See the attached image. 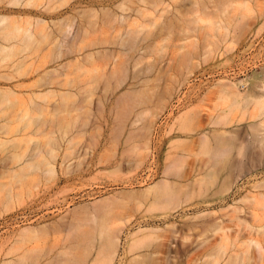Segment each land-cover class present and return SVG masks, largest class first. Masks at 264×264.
Returning <instances> with one entry per match:
<instances>
[{
    "label": "rangeland",
    "instance_id": "rangeland-1",
    "mask_svg": "<svg viewBox=\"0 0 264 264\" xmlns=\"http://www.w3.org/2000/svg\"><path fill=\"white\" fill-rule=\"evenodd\" d=\"M11 1L0 0V15L20 24L44 21L47 39L28 51H19L10 61L0 59V90L17 92L22 108L34 117L39 113L31 101L43 104L44 118L49 119L44 124L46 120L50 123L40 128V135L41 131L32 134L36 126L23 131L24 135L15 132L12 139L25 142L19 141L15 148L9 143L10 150H6L3 144L12 140L11 134L3 133L0 121V220L26 216V224L0 238V264L20 259L18 264H92L96 250L89 241L98 232L93 221L96 216L109 230L125 224L123 244L113 264H264V116L259 115H264V108L250 105L254 120L245 121L243 100L224 90L233 83L232 91L244 93L251 89L250 80L264 83V62L257 63L264 56V43L253 45L264 37V0H154L164 1L161 8L166 12L155 14L157 26H146L148 30L138 39L128 37L126 45L122 34L137 26H118L113 21V12L122 0H43L37 7L13 6ZM231 2L225 13V4ZM196 13L211 21L221 20L224 28L219 32L195 28L192 19ZM66 22L72 24L70 32ZM207 49L214 53L207 56ZM114 57L120 66L128 67L129 78L119 88L114 78L124 70L117 68L120 73L111 79ZM233 69V81L219 77L206 87L202 81L191 83L197 77L213 78ZM244 76L249 86L241 90ZM183 88H188V105L158 128L155 139L161 116ZM54 89L48 105L36 99ZM240 110L243 114L238 119ZM17 111L3 110L13 119ZM225 113L230 115L228 121ZM62 120L71 124L65 139L57 125ZM51 129L58 141L56 158L51 159L55 174L33 177L31 194L26 188L21 191L20 184L15 187L16 182L11 186L12 174L20 172L24 162L12 159L14 153L22 150V155L32 157L34 144H40L35 140L44 147L52 137L45 133ZM30 139L34 141L30 143ZM145 145L149 150L141 159ZM153 145L158 174L142 179L151 164ZM166 179L168 186L159 194L142 192ZM226 181L232 190L218 195ZM5 184L15 187L10 202ZM250 194L257 195L256 206H261L251 209L253 213L257 209V218L252 217L249 203H240L243 212L238 214L220 211ZM216 226L221 230L215 231ZM142 228L148 229L139 237L147 238L131 249L133 235ZM225 237L236 242L221 248L226 250L222 254L218 247ZM251 238L261 241L262 251L247 248L244 242ZM49 242L52 248L47 253Z\"/></svg>",
    "mask_w": 264,
    "mask_h": 264
},
{
    "label": "bare ground",
    "instance_id": "bare-ground-1",
    "mask_svg": "<svg viewBox=\"0 0 264 264\" xmlns=\"http://www.w3.org/2000/svg\"><path fill=\"white\" fill-rule=\"evenodd\" d=\"M41 1H43V0H12L10 2V4L13 5V6L22 5L24 7H37ZM165 4L166 3L164 1H154V0H152L151 2H149V0H138L137 4L134 2V0H122V1H120L116 5L117 11L113 12V21L115 23H117L118 26H137L136 29L130 28V30L128 32L126 31L125 33L122 34L121 40H123V45H126V43H127L126 41H127L128 37L135 36L136 39H138L142 33H144L146 30H148V27H146V26H157V17H155L154 15L155 14H159L160 12H166V9L161 8V6L165 5ZM232 4H233V2L225 4V8H224L225 9V13L228 10V8H230L232 6ZM94 16L96 17L97 15L95 14ZM162 17H163V15L161 14V16L159 18H162ZM192 24L197 29H198V27H200V29H207V30H210V31H218L219 29L224 28V26H222L221 20L220 21H211V20H208L207 18L201 16L198 13H196L194 18L192 19ZM32 26H36V27L34 28ZM43 26H44V21L43 22H37L36 24L32 23L31 21H26L25 23L20 24V23H18L16 21L12 20L11 18H9V16L0 15V59L2 60L1 62L10 61L19 53V51H28L35 44H39L41 42H44L47 39V36L45 35V32H44L45 28H43ZM64 26H66V31L67 32H70L72 30V24L70 22H66ZM207 36H209V35H207ZM39 37L41 38V41H39ZM207 38L210 39V36L207 37ZM211 39H212V36H211ZM212 41L213 40H210V44L213 43ZM213 45H215V44L213 43ZM211 46H209V44H208V47H211ZM212 49H214V48L212 47ZM211 52L213 54L214 50L210 49L205 54L208 56V55H210ZM116 61H117V58L114 57V62L111 65L112 67L110 66L111 70H112L110 77L112 79V78H114L116 76L117 72H119V71L121 72L122 70H124V71L121 72V75L119 74L120 72L118 73L119 77H117L118 76L117 75L114 78V79H116L117 82L113 80L114 83H116L115 87L119 88V87L123 86L126 83V81L128 80L127 77L129 78V76H128V69H127L128 67L127 68H125L126 66L122 67ZM116 66H118V67H116ZM119 67H120V70L117 71V68H119ZM121 68H123V69L121 70ZM94 71H97V69H94ZM83 72L86 73L85 70ZM7 79H10V77H7ZM254 79H259V77L255 76ZM250 81L252 82L251 83V89L249 91H247V92H244V93H241L240 91H232L231 89H233V86L236 85V84H233V83H231L232 85L229 86V87H224L225 93H227V94H229V93L231 94L232 93L231 95H233V94L237 95L236 99L243 100L242 102L244 103V105H242V107L245 106V110H246L245 114L248 117V118L246 116L243 117V118H247V119H245V121L246 120L248 121V119L250 117H251L250 118L251 120H252V117H253V120H254V114H253L254 111L253 112L251 111L253 116L251 115V113L249 115V112H250L249 108H252V106L249 107L250 105H252V104L259 105V107L261 106V108H264V83L261 84V82H260V84H258V82L256 80L255 81L257 83L254 80H250ZM49 84H52V82H50ZM55 92H56L55 89L54 90L45 91L43 94L40 93V96H37L36 99H38V100L40 99V100H42L44 102V105H48V100H47L49 98L48 95L49 94H55ZM20 99L21 98L18 97L17 92H15L14 90H9V89L0 90V109L2 111V114L0 115V121L2 120V122H3L2 126H1L2 127L1 130L3 131V133L6 136L11 134V136H9V137H11V139L13 137L12 134H14L15 132H16L15 135H17V133H21V132L22 133L19 134V135H22L23 131L25 132V130L32 129V128H34V126L37 127V130H35V128H34L35 131L33 130L34 133L32 132V134L33 135L35 134V136H36L37 135L36 133H39L41 131L42 126L47 125L48 124L47 122L50 123V121H47L49 119H47L45 117L47 120H46V124H44V122H45L44 115L45 114L43 115V113H45V108L43 109V107H45V106H43V104H40L39 102H35L33 100L31 101V103L36 106V108H37L36 110H38L37 112L39 113L38 117H34L32 115L33 114L32 112L29 113V110H25V109L22 108V106L24 104L22 103V101ZM62 99H63L64 102L67 101V97H62ZM46 102H47V104H46ZM240 102H239V104H240ZM237 104H236V106H237ZM242 107H241V109H242ZM237 108H239V107H237ZM4 109L12 110V111L18 109L17 113H15V118L13 119L12 117H10L11 113L3 112ZM232 110L234 111L235 108L232 109ZM232 110H231V112H232ZM254 110H257V108L254 109ZM231 112H230V114L233 115V113H231ZM243 112H244V110H243ZM225 114L227 115V113H225ZM225 114H223V119H226L227 117L230 116L228 114L229 116L227 115L226 118H224ZM237 114H238V112H237ZM241 114H243V113L240 110V113L238 115V119H239L240 116H242ZM261 114H263V113L261 112ZM261 114L259 113V115H260V117L262 119L263 118L262 116H264V115H261ZM140 115H138V116L140 117ZM235 117H236V115H235ZM43 118H44V121H43ZM219 119H220V117H219ZM221 119H222V116H221ZM136 120H138V119H136ZM226 120L228 121V118ZM40 121H42L43 123L40 122ZM15 122H17V124H18L17 125L18 128L16 126L17 129L15 128L14 125H13L14 128L12 127V124H14ZM58 122H60V123H58ZM58 122H57L58 123L57 125H60L59 130H60L61 139H65L67 137V135L69 134L67 128L71 124L68 123V121L66 122V120H62V121H58ZM217 122L221 123L220 121H217ZM40 124H41V126H40ZM263 124H264V122H263ZM145 125L148 126L147 122H146ZM133 126H134V122H133ZM146 126H144V127L146 128ZM30 127H32V128H30ZM252 127H254V125ZM262 128H263V125H262ZM51 131H52V129H51ZM42 132L43 131H41L39 133V135L42 134ZM49 133L51 134L52 137H49L48 141L46 140L47 144H45L44 147L41 146V141L35 140L34 143H36V141H37V143L40 142V144H34L33 151L31 150V152L34 153V155L32 153V155H33L32 157L30 156L31 154L28 156V158L26 157L28 154L22 155L23 151L21 150V147H20V149H18V150H21V154L19 152H16L17 154L14 153V155H16V156L13 155L12 159H14L15 161H18V163L22 162V161H24V162H22L23 165L21 166V171L19 170L20 172H16L17 170H15L16 173H14V175L12 174L13 178H11V182L9 183L11 186H13L15 184V187H18L19 184H20L21 186H19V188H20L21 191H22V189L26 188V190L28 191V194L29 193L31 194V192H32L31 189L34 187L33 186V181H34L33 177H35V176H37L39 174L46 175V176H53L55 174V172H56L55 171V166H54L53 162L51 161V159H55L56 158V147L58 146V143H57L58 141H57V138L54 137V135L56 134L54 129H53L52 132H47L45 134H48V136H49ZM15 135H14V137H15ZM45 136H47V135H45ZM24 137L25 136H23V138ZM15 138H17V137H15ZM18 138H19V136H18ZM13 139L12 140H7L3 144V146H5V148H6V150H8L9 147H10V145L8 147L9 143L11 144V147L15 148L17 146H20V144H19L20 142H25L24 141L25 139L23 141L21 140L22 138L19 139V141H20V142L18 141L19 143L16 142L17 141L16 139H15L16 141H14ZM27 140L28 139H26V141ZM31 141H32V139H30V143H31ZM33 141H34V139H33ZM70 143H71V141H70ZM41 147L42 148L47 147V150H45L46 155L42 154V150H44V149H42ZM145 147H146L145 149L141 148L142 149V152H140V158L141 159L145 157L144 154L146 155V153H148V150H149L148 149L149 148L148 145H145ZM15 158H17V159H15ZM24 158H25V160H24ZM19 165H21V164H19ZM168 167H170V166H168ZM18 169H20V167ZM169 171H170V168H169ZM208 177L210 178V176H208ZM209 180L210 179H208V182H209ZM210 181L212 182V179ZM12 182L13 183L16 182V183L11 184ZM17 183H18V185L16 186ZM206 183H207V180H206ZM9 184H8V186H10ZM203 184H205V183H203ZM5 185H4V187L7 188L8 187L7 184H5ZM230 185H231L230 181H228V182L226 181V183L223 184V186L221 188V192H218V195H220V194H222L224 192H227V191L230 192L232 190V188H233V187L231 188ZM166 186H168L167 179L166 180H159L155 184L149 185L147 188L142 189V192H144L147 195L150 194V193L151 194H155V193L157 194L158 192H160ZM196 186H197V184H196ZM205 186H206V184H205ZM15 187H14V189H15ZM14 189H13V187H8L7 188L6 199L9 200V202H10V200L14 199V198H12ZM23 191H25V189ZM17 194L18 193H16L15 197L17 196ZM18 196L20 197V194H18ZM255 196H257V195H255ZM255 196L253 194L252 195L250 194V196L246 195L243 198H241L240 200L234 202L233 204L228 205L227 208L221 209L220 211L227 210L228 213L230 211H232L233 214L234 213L238 214V212L241 213V212H243V208L239 207L240 203L242 205H243V203H247V204L249 203L250 204L249 206L251 208L248 205L245 206V208L248 207L251 210L252 208H254L259 203V202H257V199H256L258 197H255ZM107 198L108 197L103 198V199H99L96 202H101V201H103V200H105ZM259 198H261V197L259 196ZM263 198H264V196H263ZM175 201H176V199H175ZM260 205H261V202H260ZM177 206H178V204H177ZM260 207L261 206H259L257 208V206H256L257 209H259ZM255 209L253 211L256 213L257 209H256V211H255ZM250 212H252V210ZM209 213H212V212H209ZM214 213L215 212H213L212 214H214ZM255 213H253V212L251 213V214H253L252 217L255 216ZM256 215H258V213ZM233 216H235V215H233ZM255 217L257 218V216H255ZM235 218L236 219H241L239 217V215H236ZM102 219H103V217H102ZM93 221L96 224V226H95L96 228L95 229L98 232L95 235L93 234L94 235L93 238H92V236L90 237L91 241H89V238H87L89 243H90L89 244L90 247L96 250V252L94 254V257L92 259V264H94V263H97V264L98 263L99 264H113V262L115 261V259L118 256V250L121 247V244H123L122 240H121V235L123 233V228H124L125 224L118 225L113 230L112 229L109 230V228H106L104 226L105 224H100L101 220H100L99 216L98 217L97 216L94 217ZM92 228H94V227H91V229ZM31 229H32L31 227L30 228H25L23 231L26 232V231H29ZM146 229H148V228H142L141 230H139L138 232H136L133 235L132 242H131V245H130L131 249L134 247L133 245H135L137 242L141 243L144 239L147 238V236L139 237V234H141V233L144 234ZM214 230L215 231L216 230L219 231V230H221V228L216 226L214 228ZM86 235L88 236V233H86ZM222 241H221L220 244H223V245L219 244L221 247H218L219 249L217 248L218 251L220 250L222 252V254H223V252L226 251L224 249H228L227 247H229V245L235 246V242H236L235 240L232 241V239L229 238V237L223 238ZM225 243L228 244V246ZM244 244L247 246V248H249L251 246H254L259 251L263 250L262 243L258 239L251 238V239L247 240L246 242H244ZM187 245H189V244H187ZM221 248H224L223 249L224 251H222ZM90 251L88 250V252H90ZM220 251H219V253H220ZM92 252H90V254H92ZM90 254H88V255L91 258ZM85 258H88V257H85ZM90 258H89V260H90ZM6 259H7V257H6ZM20 261H21V259H20ZM20 261H18V263ZM15 262H16V260H15ZM15 262H12L11 260H4V261L1 262V264H12V263L14 264ZM33 262H34V260H33ZM86 263H87V261H86ZM21 264H23V263H21ZM24 264H26V263H24ZM88 264H89V261H88Z\"/></svg>",
    "mask_w": 264,
    "mask_h": 264
},
{
    "label": "built area",
    "instance_id": "built-area-1",
    "mask_svg": "<svg viewBox=\"0 0 264 264\" xmlns=\"http://www.w3.org/2000/svg\"><path fill=\"white\" fill-rule=\"evenodd\" d=\"M264 43V37L257 39L254 41V46L255 47H259ZM249 52L248 54H246L247 56V60L249 59L250 56ZM250 62V61H249ZM264 62V56L259 60V62H257L258 64ZM250 67L252 65H249ZM248 66V69L250 68ZM249 71V70H248ZM234 74H235V70L233 69L232 71H227L226 73H222L221 74H215V77H211L210 75H206L204 77H197L195 78L193 81L191 80V83H195V82H200L202 81V83H204V86H209V84H211L213 82V79L215 78H219V77H225L227 81H233L234 78ZM223 75V76H221ZM245 77V76H244ZM249 86V81L248 78L245 77L242 81H240V89L241 90H245L247 89ZM190 99H189V95H188V88H183L181 89L173 98L169 108L167 109V111L163 114V116H161L160 120H159V124L157 125L158 127L155 130V139L157 138L158 135V131H159V127L161 125L166 124L167 122L170 121V119L174 116V114L178 113L179 111H181L182 109H184L188 103H189ZM157 149L156 146L153 145L152 147V154H151V164L148 168L147 173H145L143 176L144 178L142 179H150V178H156L155 175L158 174V170H157ZM26 216L23 214L20 215H15L12 217H7L4 218L2 220H0V238H2L5 234L11 233L13 230L23 226L24 224H26Z\"/></svg>",
    "mask_w": 264,
    "mask_h": 264
},
{
    "label": "crops",
    "instance_id": "crops-1",
    "mask_svg": "<svg viewBox=\"0 0 264 264\" xmlns=\"http://www.w3.org/2000/svg\"><path fill=\"white\" fill-rule=\"evenodd\" d=\"M47 245H48V247L46 249H47V253H49L50 248H52V244H50V242H49ZM47 259H49V257H47ZM47 259H45L44 262L47 261Z\"/></svg>",
    "mask_w": 264,
    "mask_h": 264
}]
</instances>
